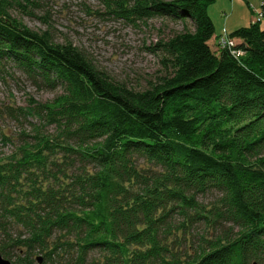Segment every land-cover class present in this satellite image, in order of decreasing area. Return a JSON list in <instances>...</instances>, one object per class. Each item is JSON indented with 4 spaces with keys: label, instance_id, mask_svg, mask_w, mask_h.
Segmentation results:
<instances>
[{
    "label": "trees",
    "instance_id": "trees-1",
    "mask_svg": "<svg viewBox=\"0 0 264 264\" xmlns=\"http://www.w3.org/2000/svg\"><path fill=\"white\" fill-rule=\"evenodd\" d=\"M101 2L131 23L184 25L159 44L168 72L159 83L141 92L115 84L79 49L11 17L20 0H0V70L10 64L61 90L24 114L54 134L34 127L0 159L1 256L18 252L22 264L37 254L51 264H264L260 21L226 34L233 48L216 39L213 50L215 0ZM211 192L218 198L200 203ZM201 224L213 236L187 251Z\"/></svg>",
    "mask_w": 264,
    "mask_h": 264
},
{
    "label": "rangeland",
    "instance_id": "rangeland-1",
    "mask_svg": "<svg viewBox=\"0 0 264 264\" xmlns=\"http://www.w3.org/2000/svg\"><path fill=\"white\" fill-rule=\"evenodd\" d=\"M20 3L9 13L24 28L47 34L53 44H71L97 71L115 84L135 92L147 90L168 74L162 63L164 54L158 50L159 44L184 29L181 22L165 19L131 23L109 13L101 0H20ZM250 7L260 11V1L215 0L208 8L214 27V39L210 42L213 50L216 39L218 41L224 33L230 34L251 24L256 16ZM258 25L264 30V18ZM188 27L191 29V24ZM60 93V89L36 85L13 65L8 64L0 70V159L13 154L23 140L33 135L34 127L54 134V126H43L36 117L24 114H28L29 107L49 103ZM217 198L218 194L211 192L200 197L199 201L209 206ZM200 236L212 237V228L202 224L195 226L188 235L187 251L192 252L190 248L197 246ZM18 255L21 254L10 251V259L6 260L12 264L21 263L17 261ZM91 256L97 257V254ZM36 257L42 255L32 257L31 264H51L39 263Z\"/></svg>",
    "mask_w": 264,
    "mask_h": 264
},
{
    "label": "built area",
    "instance_id": "built-area-1",
    "mask_svg": "<svg viewBox=\"0 0 264 264\" xmlns=\"http://www.w3.org/2000/svg\"><path fill=\"white\" fill-rule=\"evenodd\" d=\"M260 5H261V3H260ZM251 8V10L253 11V13L255 14V16H256V18L255 19H252V22L253 23H256V22H259L263 17H262V14L260 13V11H256L253 7H250ZM218 44L222 47V48H224V47H229V48H233L234 47V42H233V40H230V39H228V37H227V35L226 34H224V36H222L220 39H219V42H218ZM231 54L233 55V56H236V57H238V56H242V52L241 51H234V50H231Z\"/></svg>",
    "mask_w": 264,
    "mask_h": 264
},
{
    "label": "water",
    "instance_id": "water-1",
    "mask_svg": "<svg viewBox=\"0 0 264 264\" xmlns=\"http://www.w3.org/2000/svg\"><path fill=\"white\" fill-rule=\"evenodd\" d=\"M37 261L41 263V258H37ZM0 264H12L8 260L4 259L1 254H0ZM17 264H22V263H17Z\"/></svg>",
    "mask_w": 264,
    "mask_h": 264
}]
</instances>
